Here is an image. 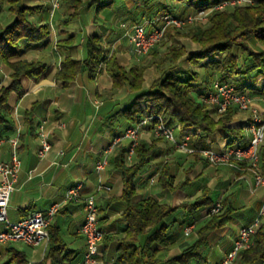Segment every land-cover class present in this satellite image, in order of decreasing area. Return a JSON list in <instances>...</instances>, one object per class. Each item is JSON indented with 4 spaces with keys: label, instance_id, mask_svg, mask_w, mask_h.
Returning a JSON list of instances; mask_svg holds the SVG:
<instances>
[{
    "label": "crops",
    "instance_id": "1",
    "mask_svg": "<svg viewBox=\"0 0 264 264\" xmlns=\"http://www.w3.org/2000/svg\"><path fill=\"white\" fill-rule=\"evenodd\" d=\"M28 1L40 5L39 10L29 14V19L34 23H48L49 36L36 43L21 40L19 45L22 53L19 59L40 60L46 64V70L37 79L20 77L22 91L20 94L15 91L9 94V122L0 126V161L10 157L11 148L6 137L20 138L17 152L20 167L9 198L7 217L17 221L31 212H44L53 203H60L51 223L59 228L67 248L74 252L73 258L62 264H120L116 260L117 241L114 238L124 234L126 223L121 213L125 205L119 199L122 193L121 171L114 167L113 162L118 145H110L114 137L131 126L122 117L115 115V112L127 106L133 94L126 86L113 87L112 78L103 64L93 79L80 73L66 87L55 79V73L66 56L84 58V41L90 34L101 36L107 53L115 50L120 65L128 68L140 64L139 58L146 53L140 54L142 52L131 45L127 30L130 31L133 25L152 16L143 14L133 0H108L110 4L105 8H97L92 4L65 22L72 13V8L65 2L61 1L58 7L52 8L49 0ZM23 4L27 5L25 0ZM13 20L14 15L8 11L7 4L0 0V24L6 27ZM69 34L73 36L72 43L58 44L59 40L66 39ZM197 50L198 45L191 51ZM180 60L183 61L184 57ZM185 63L181 64L182 73L186 74L190 69L196 71L193 66ZM9 74L10 68L0 59V87L8 84ZM143 77V87L147 88L150 84L145 80V73ZM204 82L202 75V80L192 89L201 90ZM235 82L239 87L262 85L264 69L253 72L246 79H236ZM249 91L251 95H258L251 89ZM259 108L260 117L264 121V99ZM246 116L237 109L231 121L226 124L231 131L203 134L195 126L177 122L169 123V127L177 140L186 136L191 146L222 150L229 145L247 143L251 133L246 124ZM41 125L43 130H49L51 143L50 149L42 156L39 155L36 137V129ZM139 128L142 130L141 141L151 144L149 127L142 125ZM173 149L167 140L164 146L154 145L149 164L136 177L135 199L149 196L161 203L176 206L185 199L193 200L206 187L213 203L226 201L232 208L229 221L223 227L213 230L201 249L205 255L204 264H215L230 251L238 228L251 224L256 218L264 225V185L254 184L253 173L244 162L212 165L188 159ZM104 156L107 162L105 168L97 173L96 163ZM164 166L175 183L187 174L190 175V181L175 192L163 189L157 180ZM77 182L83 197L90 194L95 196L99 224L105 236L113 237L111 240H102L100 253L92 263L83 262L85 243L79 233V226L84 219L83 203L74 200L63 202L67 190ZM99 182L109 189L98 190ZM207 214L206 208L180 210L173 218L166 220V224L179 226L180 231L168 244L158 246L159 264H179L173 258L195 239V229L206 219ZM189 224L192 229H184ZM3 226L0 224V229ZM9 247L24 253L25 264H53L51 259H43L47 242L31 246L17 241L0 243V264H7ZM235 258L230 264H243ZM191 264L197 263L192 261Z\"/></svg>",
    "mask_w": 264,
    "mask_h": 264
},
{
    "label": "trees",
    "instance_id": "2",
    "mask_svg": "<svg viewBox=\"0 0 264 264\" xmlns=\"http://www.w3.org/2000/svg\"><path fill=\"white\" fill-rule=\"evenodd\" d=\"M61 1L72 8V13L65 19V22L75 18L83 8L91 7L92 4L101 9L110 4L108 0ZM133 1L143 14H151L152 18L144 19L150 21L164 15L181 19L191 12L209 10L205 24L194 21L195 25L186 32L175 31V26L172 25L173 27H166L163 33L170 39L178 35L188 36L198 45V50L187 51L183 45H176L171 41L166 51L168 65L159 66V75L147 88H144V66L135 64L126 68L120 65L115 53H107L104 50L101 36L90 34L85 37L84 58L66 56L55 73V79L60 80L65 87L80 73H85L93 79L103 64L112 78V86L115 88L126 86L133 94L130 103L115 112V115L122 117L131 125L130 127H134L147 118L148 121L143 126L153 128L161 118L167 126L171 122L189 124L197 127L203 134L231 131L232 129L227 128L226 124L231 121L238 108L235 105H229L223 111L218 112L219 115L215 117L213 115L217 112L215 107H210L205 103L203 96L215 80L236 85V79H246L253 72H260L264 69V0ZM225 1H234V3L222 8L215 7ZM7 2V9L14 15V20L6 27L0 24V59L5 61L10 68L8 84L0 87V126L9 122L7 110L9 94L12 91L20 94L22 91L20 77L37 79L46 70V64L40 60L19 59L22 53L19 42L26 40L29 43H36L49 36L48 23L36 24L29 19V14L40 5L26 6L23 4L24 0H7ZM177 4L184 7L178 13L175 11ZM150 27L149 25L148 28ZM171 30L175 32L170 33ZM72 41L73 36L69 34L66 39L59 40L58 44L68 45ZM183 57L184 61L191 66L199 64L205 66V85L201 90L192 89L199 82L197 81L198 71L190 69L186 74L181 72L182 66L179 60ZM11 58L15 59L10 60ZM237 87L247 91L249 95H251L250 89L254 93L264 94V84ZM1 136L0 133V138ZM9 137L7 136L6 139ZM237 145L244 146L246 143ZM127 147L121 146L113 161L114 167L121 171L122 193L119 199L125 205L121 218L126 223L124 234L114 238L117 241V262L120 264H159L158 246L168 244L180 231L179 226L166 224V220L173 218L180 210L192 211L206 208L207 217L195 229V239L185 245L180 254L173 258L179 264H191L192 261L204 264L205 255L202 254L201 249L206 245L208 235L229 221L232 213L231 206L226 201L218 202L220 203L218 212L212 213L211 209L217 203L212 202L210 191L206 187L196 199L182 201L176 206L161 203L149 196L136 200L135 180L138 173L149 164L154 153V145L143 141L137 142L133 155L135 159L133 162L130 161L132 163L125 160ZM259 170L264 176V140L259 147ZM166 171L167 168L164 166L159 172L157 182L161 187L173 190L175 188L173 179ZM188 226L191 225L186 227ZM101 230L103 231L102 228ZM48 231L49 238L43 259H51L53 264H62L66 260H71L74 252L67 248L59 228L50 223ZM112 238V236H105L103 231L102 240ZM236 256L243 264L264 262L263 224L252 232L249 245L240 249ZM25 259L22 251L13 247L8 248L7 264L12 262L25 264Z\"/></svg>",
    "mask_w": 264,
    "mask_h": 264
},
{
    "label": "built area",
    "instance_id": "3",
    "mask_svg": "<svg viewBox=\"0 0 264 264\" xmlns=\"http://www.w3.org/2000/svg\"><path fill=\"white\" fill-rule=\"evenodd\" d=\"M51 7H58L59 3L57 0H49ZM234 2V1H233ZM217 7V6H215ZM194 17H201L197 15V13H190L186 15L184 18H181L183 21H187ZM177 18H173L169 15H165L159 21L156 22L155 25V34L158 33L160 28H164V24L168 22V20H173ZM149 25L145 23V21L135 24L130 28V31L127 30V35L129 41L132 46H136L138 52L143 50V48H147V41L151 40V36H147V28ZM208 99L209 106L211 107V101H219V110L220 99L231 100H242L250 98L249 93H245L240 89H234V84L230 82H220L213 81L210 85V88L207 90L206 94L203 96ZM215 110V111H219ZM252 117V111H249ZM147 118L143 119L139 124L134 126V130H124L122 134L118 135V139L112 140L110 146H114L119 143L120 139L128 138L129 144L127 147L129 160H132L134 155V147L136 143H133V134L137 133L138 128L147 123ZM261 125V124H260ZM254 129V136L251 138V143H257V135L259 133V126H252ZM155 131L158 134L162 135L165 139L173 141L179 147H189L186 141H180L177 143L175 141V137L173 132H171V128L167 126L161 118H159L158 122L155 125ZM49 130H42L41 128L36 129V137L38 139V145L40 149V156L46 153V148L48 144H51L49 141ZM7 141L10 144L11 152L10 157L7 160L0 161V224H3V227L12 228V237H21V239L26 240L28 243H35L36 245L44 243V232H41V225L47 223L58 211L60 207V203H53L46 211H34L28 214L27 216L17 220L10 221L7 217V209L9 198L11 193L15 187V183L17 181L18 171L20 167V160L18 158V147H19V139H14V136L9 137ZM109 146V147H110ZM203 151H209L210 153H215L214 149L206 148L202 149ZM237 150H243V146L233 149L232 153L237 154ZM103 159H106L104 156L102 159L98 161V166L95 169L97 173L101 172L105 167H103ZM209 162V161H208ZM253 173L254 183L256 186L264 185V176L260 173L259 170V160L254 165H249ZM102 188L109 189L105 187L102 182H99L97 185V189L100 190ZM82 201L83 210H84V219L79 226V233L84 238L85 243V251L83 255V262L92 263L94 262V257L99 255L100 253V244L103 238V231L100 228L98 217H97V205L96 200L93 198V194L82 196L81 188H79V182L72 185L66 192L63 202L67 201ZM220 208V203H217L212 209V213L218 212ZM262 213V210L261 212ZM259 219L256 218L251 224L241 226V236L238 237V244L232 245L230 251L221 259V261L215 264H230L232 262V253L238 252L243 248V243L248 240V229L255 228L258 225ZM191 228L190 226L186 227ZM3 242V236H1L0 229V243Z\"/></svg>",
    "mask_w": 264,
    "mask_h": 264
},
{
    "label": "rangeland",
    "instance_id": "4",
    "mask_svg": "<svg viewBox=\"0 0 264 264\" xmlns=\"http://www.w3.org/2000/svg\"><path fill=\"white\" fill-rule=\"evenodd\" d=\"M5 1V3L8 5V2H7V0H3V2ZM242 2V1H241ZM25 3L27 4L26 6H35V5H33V4H31V2H29L28 0H25ZM234 2L233 1H229V2H227V1H225V2H223V4H220V5H218L217 6V8H222L223 6H225V5H227V4H233ZM181 5H179V4H177L176 5V13H178L179 12V10L181 9ZM40 9V6H39V8H37V9H35V11H37V10H39ZM10 12V11H9ZM32 12H34V11H32ZM208 12H209V10H200V11H197V12H194V13H197V15H199V16H201V17H194V18H192V19H189L188 20V22L187 21H182L181 19H173V21L172 20H169L167 23H165L164 24V28H163V32H162V35H161V37L159 38V40H157V42H156V44L154 45V47H152L151 49H149L148 51H146V52H142V51H140V52H142V53H140V54H145L144 56H141L140 58H139V63L140 64H138V65H141V64H144L143 66H144V73H145V75H146V78H145V80H146V82L147 83H151L152 82V80H154L155 78H156V76H157V68H156V66L157 67H159V66H162V67H165V66H167L168 65V58H167V54H166V51H167V46H168V44L169 43H171V41H172V43H174V44H176V45H183L184 47H185V49L186 50H189V51H191L192 49H195L196 47H197V45L195 44V42H193L188 36H185V35H178V36H176L174 39H170V37L168 36V35H164L163 33H164V31H165V28L166 27H173L172 25H174L175 26V31L177 30H179V31H181V32H186L188 29H190L193 25H195V22L194 21H197V23H201V24H205L206 23V21H207V15H208ZM11 13V12H10ZM192 13V12H191ZM194 13H192V14H194ZM12 14V13H11ZM165 16V15H164ZM164 16H162V17H164ZM161 17V18H162ZM161 18H159V19H156V20H153V21H150V20H144V21H146V22H148V24H150V25H154V24H156V22L157 21H159ZM150 22V23H149ZM171 22V23H170ZM180 22V23H179ZM36 24H38V23H36ZM155 29V26H151L150 28H148V29H150V30H152V29ZM173 30V29H172ZM171 30V32L170 33H174L175 31H172ZM136 47V46H135ZM137 48V47H136ZM154 49H156V51L154 50ZM138 50V49H137ZM111 52H113V53H115V50L113 49ZM10 60H14V58H11ZM180 61H182V60H180ZM206 61V60H205ZM182 63H185V61L183 60L180 64H182ZM203 63H205V62H203ZM186 64V63H185ZM205 66L203 65V64H199V65H195V66H193V69H195L196 71H198V77H197V81H201L202 80V75H205V69L206 68H204ZM4 72V71H3ZM2 72V73H3ZM8 80H10V76H8ZM250 98H251V107H255L256 109H257V111H258V113L260 112V106H262V104H263V99H264V95H260V94H258V95H250ZM210 108V107H209ZM237 109V108H236ZM251 111V110H250ZM245 115H247L246 117L247 118H249L250 117V112L249 111H242ZM260 114V113H259ZM213 115L215 116V117H217L218 115H219V113L218 112H215V113H213ZM130 128H132V127H130ZM128 129V128H127ZM150 129V139H151V143L153 144V145H162V146H164L165 144H166V140L167 139H165L162 135H160V134H158L156 131H155V127H153V128H149ZM124 131V130H123ZM141 133H142V130H140V128H138V131H137V140H136V143L137 142H139V141H141V139H140V136H141ZM122 134V133H121ZM174 135V134H173ZM175 137V136H174ZM128 141V142H127ZM167 141H169V143L174 147V149L173 150H176L177 152H179V153H181V154H183V155H185L188 159H192V160H196V161H200V162H206V163H208V164H212V165H219V164H213V163H211L210 161L208 162V160L205 158V156H204V153L202 152V149H200V148H198V147H195V146H191V143H189L187 140H186V136L185 137H183L182 139H180V140H177L176 138H175V141L177 142V143H179L180 141H186L187 143H188V146L189 147H179L178 145H176V143L175 142H173V141H170V140H167ZM128 144H129V139L128 138H122L120 141H119V143H117V144H115V145H118L117 147H116V150H117V152H118V150H119V148L121 147V146H125V147H127L128 146ZM114 145V146H115ZM113 146V147H114ZM230 146V145H229ZM227 148V147H226ZM178 149H180V150H178ZM184 149V150H183ZM206 149V148H205ZM210 149H212V148H210ZM225 149V148H224ZM224 149H222V150H224ZM215 150V149H214ZM217 152H219V151H221V150H216ZM132 162L134 161V157H132V160H131ZM132 162H129V163H132ZM244 163H246V164H248V166H249V163H247V162H244ZM250 169V168H249ZM250 171H251V169H250ZM167 172H168V170H167ZM252 172V171H251ZM188 181H190V175H186V176H182V178H181V180H179V182H177V183H175L174 181V183H173V185H174V189L173 190H171V189H169V188H163V189H166V190H168V191H170V192H175L177 189H179V188H181L182 186H184L185 184H186V182H188ZM255 184V183H254ZM200 195V194H199ZM198 195V196H199ZM198 196H196L195 198H193V199H196ZM192 199H185V200H183V201H191ZM181 203V202H180ZM179 203V204H180ZM8 210V209H7ZM262 217H264V213H263V215H262ZM11 221V220H10ZM261 225V221L259 220V222H258V225L255 227V228H252L253 229V231L254 230H256L259 226ZM191 227V226H190ZM239 229V228H238ZM238 231V230H237ZM2 243H6V242H2ZM237 255V254H236ZM236 257V256H235ZM234 257V258H235ZM2 257H1V255H0V259H1ZM235 259H238V257H236ZM239 260V259H238ZM240 261V260H239Z\"/></svg>",
    "mask_w": 264,
    "mask_h": 264
},
{
    "label": "bare ground",
    "instance_id": "5",
    "mask_svg": "<svg viewBox=\"0 0 264 264\" xmlns=\"http://www.w3.org/2000/svg\"><path fill=\"white\" fill-rule=\"evenodd\" d=\"M60 1L61 0H57V3H60ZM145 23H147V25H150L146 21ZM162 32H163V28H160V30L156 34H155V29H152V30L147 29V36H151V40L147 41V48H143V50L141 51L142 52L148 51L157 42V40H159V38L162 35ZM234 89H239V88L236 85H234ZM203 101L209 104L207 98H203ZM229 105H235L240 111H250V110L252 111V117H251V114H249L250 117L247 118L248 119L247 126L251 133V136L248 142L246 143V145L243 146V150H237V154L232 153L233 149L241 147L240 145H237V144L230 145L224 150H221L219 152L215 150V153H217V155H215L214 153H210L209 151L202 150V152L204 153L205 158L213 164H224V163L233 164L236 162H247L249 163V165H254L259 160V147H260V144L264 140V121L261 119L260 114L258 113L257 109L255 107H251V98L242 99V100H231V101L227 99H220V106H221L220 110H219V101H211V106L215 107L216 110H219L217 112L223 111ZM252 126H259V133L257 135V143H251V138L254 136V129L252 128ZM39 128L42 129V125L39 126ZM126 130H134V127L128 128ZM171 132H173L172 129H171ZM137 136H138L137 133L133 134V143H136ZM14 139H17V138L15 137ZM116 139H118V136L113 138V140H116ZM49 149H50V144H48L46 151H48ZM125 160L127 162L131 161L129 160L128 151L125 154ZM106 163H107L106 160L103 159V167L105 166ZM97 166H98V162L96 163L95 168H97ZM79 188H80V185H79ZM93 198H95L94 195H93ZM52 219H50L47 223H44L41 225V232H44V239H45L44 242L48 241V238H49L48 226L51 223ZM252 232H253L252 228L248 229V240L245 243H243V247L249 245ZM1 236H3V242L17 241V242H22V243H25L31 246H35V243H28L26 242V240L21 239V237H12V228L10 227L1 228ZM237 236H241V227L238 230ZM237 244H238V237L235 238L232 245H237ZM237 253L238 252L232 253V259H234Z\"/></svg>",
    "mask_w": 264,
    "mask_h": 264
}]
</instances>
